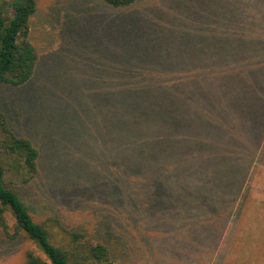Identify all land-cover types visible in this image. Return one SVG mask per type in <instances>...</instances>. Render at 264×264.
<instances>
[{
  "label": "rangeland",
  "instance_id": "1",
  "mask_svg": "<svg viewBox=\"0 0 264 264\" xmlns=\"http://www.w3.org/2000/svg\"><path fill=\"white\" fill-rule=\"evenodd\" d=\"M13 1H5L7 11ZM37 1L36 71L22 86L0 85V106L14 130L41 152L40 175L19 190L34 218L59 217L96 239L112 238L124 264H237L238 241L264 245V201L251 203L264 193V0H137L118 7ZM164 75L206 88L196 93L208 96L201 120L208 119V149L165 143L169 136L149 125L133 130L126 112L118 127L109 101L117 85L163 83ZM148 136L160 159L173 156L165 163L173 171H161L162 180L174 173L173 192L161 180L142 192L154 184L144 174L150 164L139 174L128 167L125 148L133 138L142 141L141 159ZM28 249L38 251L27 236L10 240L0 229V264H24Z\"/></svg>",
  "mask_w": 264,
  "mask_h": 264
},
{
  "label": "trees",
  "instance_id": "2",
  "mask_svg": "<svg viewBox=\"0 0 264 264\" xmlns=\"http://www.w3.org/2000/svg\"><path fill=\"white\" fill-rule=\"evenodd\" d=\"M5 1L0 2V85L18 87L33 77L40 61L38 49L31 40V19L38 11V1L15 0L8 5L10 11H7ZM103 1L118 7L130 5L137 0ZM163 77H167L168 81H137L138 83L117 85L114 97H109V101L114 104L112 113L116 116L118 127L123 118L122 112H126L133 130H147L145 128L149 125L169 136L164 138L165 143L181 142L197 149H208V144H205L208 133L202 132L203 128H208V119L201 122L202 117H208V112L205 111L208 96L196 93L206 88L177 84L168 76ZM105 111L109 116L106 108ZM148 111L152 112L151 115H148ZM131 136L133 137L132 134L130 138ZM132 142L133 147L125 148L128 167L139 174L144 164H150L144 174L154 183L149 182L151 185L148 184L142 192L150 194L152 190L159 188L158 180L166 185L167 191L173 192L176 183L174 173H163L164 180L161 178V171L165 172V168L173 171L165 164L173 156L165 155L160 159L154 138L148 136L143 140L145 146L140 159L136 146L142 141L138 142L133 138ZM40 153L31 139L14 130L8 114L0 106V229L10 240L27 236L35 244L38 251L26 250L24 264H124V253L120 252L112 238L110 241L96 239L89 236L83 227L68 226L59 217L48 216L40 221L34 218L31 206L19 190L40 175ZM206 154L208 158V153ZM185 155L188 158L189 155ZM5 158H11L12 161L6 163ZM9 172L18 173L20 180L8 181ZM129 175L130 171L123 176L124 179ZM118 181L122 182V179L119 177ZM113 185L116 191L123 192L116 187L115 182ZM132 195L137 198L134 191ZM133 204L136 205V202ZM8 213L14 219L13 224L10 223ZM109 237L108 234L105 238Z\"/></svg>",
  "mask_w": 264,
  "mask_h": 264
},
{
  "label": "crops",
  "instance_id": "3",
  "mask_svg": "<svg viewBox=\"0 0 264 264\" xmlns=\"http://www.w3.org/2000/svg\"><path fill=\"white\" fill-rule=\"evenodd\" d=\"M258 201L263 204L264 193L263 195L257 194L256 201L251 203L255 204ZM238 243L243 248V254L237 256V264H264V245L261 242H258V240H245L243 242L238 241ZM256 260H259V262L257 263Z\"/></svg>",
  "mask_w": 264,
  "mask_h": 264
}]
</instances>
